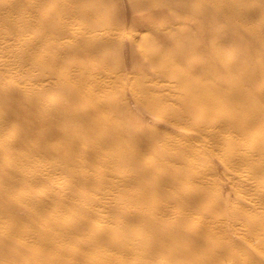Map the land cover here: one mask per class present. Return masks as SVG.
Returning <instances> with one entry per match:
<instances>
[{"label": "bare ground", "instance_id": "6f19581e", "mask_svg": "<svg viewBox=\"0 0 264 264\" xmlns=\"http://www.w3.org/2000/svg\"><path fill=\"white\" fill-rule=\"evenodd\" d=\"M0 264H264V0H0Z\"/></svg>", "mask_w": 264, "mask_h": 264}, {"label": "rangeland", "instance_id": "374dc122", "mask_svg": "<svg viewBox=\"0 0 264 264\" xmlns=\"http://www.w3.org/2000/svg\"><path fill=\"white\" fill-rule=\"evenodd\" d=\"M47 1V0H46ZM254 1H259V0H254ZM123 3H125V2H122V10H124V8H125V5H126V3L125 4H123ZM136 13H143V12H136ZM124 14V13H123ZM129 15V14H128ZM122 17H126L127 19H128V17H130V15L129 16H126V13L124 14V15H122ZM126 19V20H127ZM155 22H156V25H159V26H161V25H165V21H164V18L163 17H158L157 19H155ZM124 32L125 33H130V34H135V35H137L138 33H142V32H144V33H148V31L147 30H145L143 27H137V28H127V29H124ZM63 40H65L66 41V38H64ZM158 40H160V39H158ZM153 48H155V46L154 45H149L148 47H147V49H151V50H153ZM85 60V58L83 57V58H79V59H76V60H74V61H72L71 63L72 64H76V63H79V62H82V61H84ZM66 63V62H65ZM93 63H97V61H93ZM112 65V63H110L108 66H111ZM136 69H140L138 66H136L135 67ZM122 75H123V73H122ZM164 79V78H163ZM161 81H163V80H161ZM121 88V87H120ZM122 89V88H121ZM121 89H119V90H121ZM228 195L231 197V193L229 194L228 193Z\"/></svg>", "mask_w": 264, "mask_h": 264}]
</instances>
